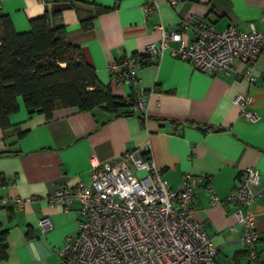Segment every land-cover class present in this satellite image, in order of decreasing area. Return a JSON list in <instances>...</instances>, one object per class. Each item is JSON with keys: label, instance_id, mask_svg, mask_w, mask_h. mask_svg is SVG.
<instances>
[{"label": "crops", "instance_id": "0c3cea01", "mask_svg": "<svg viewBox=\"0 0 264 264\" xmlns=\"http://www.w3.org/2000/svg\"><path fill=\"white\" fill-rule=\"evenodd\" d=\"M147 2L0 0V10L18 31L29 30L31 18L48 12L52 25L66 28L68 39L113 94L136 98L140 90L144 98L142 107L116 114L103 105L80 111L57 101L49 118L30 114L18 97L20 109L10 115L11 124L0 126V224L8 228L9 243L0 264H60L57 248L77 231L81 203L52 206L47 197L58 185L89 182L93 162L114 161L146 144L172 187L181 186L186 174L210 177L196 183L193 215L219 246L216 264H264V50L252 70L235 58L227 71L209 75L176 55L179 41L169 40L161 54L137 66L135 83L117 81L109 68L112 60L143 52L160 39L158 25L181 30L187 41L195 36L192 20L200 17L219 30L229 25L264 29V0H152L149 11ZM97 5L108 10L98 13ZM89 20L91 25L84 26ZM248 110L257 118L247 119ZM254 166L261 176L252 204L259 231L252 258L241 244L235 202L212 198L214 193L226 198ZM19 197L29 201L18 205ZM44 217L46 227L40 221Z\"/></svg>", "mask_w": 264, "mask_h": 264}, {"label": "built area", "instance_id": "2783aa9c", "mask_svg": "<svg viewBox=\"0 0 264 264\" xmlns=\"http://www.w3.org/2000/svg\"><path fill=\"white\" fill-rule=\"evenodd\" d=\"M152 8V0H148L145 9ZM192 23L195 36L191 41L181 30L158 25L160 39L150 41L143 52L128 53L110 62L113 77L135 83L137 66L161 54L169 40L179 41L173 49L176 55L209 75L227 71L235 58L248 63L251 70L256 66L264 50V29L243 30L229 25L219 30L202 17L194 18ZM136 99L134 109L143 106L142 91L136 90ZM244 115L247 119L257 118L249 110ZM260 176L258 167H250L226 198L215 193L212 198L214 202H235L242 226L241 244L252 258L257 256L259 239L258 216L252 204L257 199L254 186L259 184ZM200 179L210 177L186 174L181 186L172 187L148 144L125 150L114 161L93 162L89 182L58 185L47 197L52 206L69 207L76 200L81 203L77 231L57 248L60 264H216L219 246L193 215L195 186ZM16 201L22 206L29 198L19 197ZM40 221L45 227L49 224L48 217Z\"/></svg>", "mask_w": 264, "mask_h": 264}, {"label": "trees", "instance_id": "16d2710c", "mask_svg": "<svg viewBox=\"0 0 264 264\" xmlns=\"http://www.w3.org/2000/svg\"><path fill=\"white\" fill-rule=\"evenodd\" d=\"M107 10L97 5L98 13ZM90 25V20L84 22V26ZM30 26L26 31L16 30L11 16L0 10L1 127H8L10 115L20 109L18 97L30 114L44 113L49 118L57 101L80 111H91L98 105L115 114L133 111L137 99L117 96L100 82L80 47L68 39L66 28L52 25L48 12L31 18ZM8 248V228L0 224V261L8 257Z\"/></svg>", "mask_w": 264, "mask_h": 264}]
</instances>
